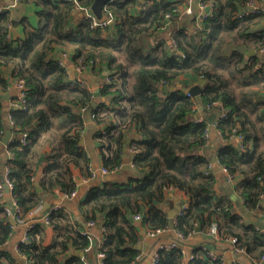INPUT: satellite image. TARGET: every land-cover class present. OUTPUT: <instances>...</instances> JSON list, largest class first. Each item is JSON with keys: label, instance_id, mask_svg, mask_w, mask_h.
Masks as SVG:
<instances>
[{"label": "trees", "instance_id": "trees-1", "mask_svg": "<svg viewBox=\"0 0 264 264\" xmlns=\"http://www.w3.org/2000/svg\"><path fill=\"white\" fill-rule=\"evenodd\" d=\"M17 1L34 3L39 19L33 25L23 18L25 36L13 41L11 12L0 11V86L11 85L2 73L10 67L12 78L23 80L26 89L24 107L9 112L15 137L6 146L1 140L9 125L0 95V199L8 180L17 205L15 215L28 217L42 205L44 195L56 189L68 196L75 193L78 184L70 170L72 164L80 166L87 178L95 172L90 156L79 144L86 128L82 109L91 107L95 92L89 85L70 80L57 58L60 51L84 71L99 68L105 72L99 92L109 102L100 103L92 113L103 167L113 174L120 172L127 133L133 126L138 133L130 144L133 159L127 180L93 186L81 203L86 223L103 220L104 240L94 245L95 253L104 254L98 264L140 261L143 252L137 245L144 237L132 217L141 213L148 231L169 229L171 218L159 204L170 188L189 197L182 213L172 218L175 234L178 231L188 238L198 227L208 234L216 223L217 236L236 238L235 247L243 249L253 264L263 263L264 230L248 223L231 202L215 196L216 173L209 158L200 153L210 140L211 126L205 119L196 121L193 114L199 103L207 113L221 107L226 117L215 124L218 134L224 139L234 133L244 135L245 149L226 145L219 150L218 161L235 178L237 173L244 175L239 187L245 208L258 211L264 198V109L252 117L237 99L227 71L254 63L255 57H246L248 49H264V9L255 8L253 0V4L251 0H202L212 7V13L193 33L186 28L176 30L170 44L159 38L152 43V38L167 22L181 16L183 0L142 4L139 0H113L105 16L114 22L104 28H93L89 17L72 22L76 8L90 6L93 0H77L78 4L72 0ZM260 72L253 68L250 75ZM188 75L207 81L199 99L182 90L164 91V85ZM51 132L56 133V139L49 141L54 148L36 185L35 153ZM22 133L29 135L26 145ZM136 171H140L138 175ZM11 219L5 205L0 206V264H18L5 248L15 229ZM49 220L56 232L51 244L44 243L47 224L43 220L19 243V254L27 258V264H87L93 239L82 232L84 223L74 221L63 208L49 211ZM71 250L85 251L86 257L69 253ZM157 253L156 264H240L206 256L203 249L194 251L191 260L179 244Z\"/></svg>", "mask_w": 264, "mask_h": 264}, {"label": "crops", "instance_id": "crops-1", "mask_svg": "<svg viewBox=\"0 0 264 264\" xmlns=\"http://www.w3.org/2000/svg\"><path fill=\"white\" fill-rule=\"evenodd\" d=\"M183 1L185 2V4L181 5V13H182L181 16L173 21H170L168 25L162 28L161 31L157 34V37L152 38V43H154V41L159 38L166 40L168 43L172 44L173 35L176 30L181 28H186L189 32L193 33V30L196 29L197 25L203 23L204 16L212 13V7L206 5L205 8H202L201 5L199 4V0H183ZM253 1L255 8L264 9V0H253ZM12 2L13 0H0V6L6 7L11 5ZM7 10H10L11 12L10 37L13 41H18L19 39L25 36V29L21 22L23 18H27L29 22L33 25L38 24V19H39L37 16L38 8L32 2L30 3L17 2L15 6ZM245 10H248L247 6ZM83 17L84 16L80 12L75 11L72 19L73 24H77L78 22H80V20ZM13 20L17 22L14 23ZM251 50H254L255 52L264 51V50L258 51L255 49H248L246 51V57L247 58L255 57L254 63L250 64L245 69H241L240 67H233L227 71V75L230 79L231 85L234 88L237 99L243 105V107L252 115V117H255L258 111L264 109V57L258 55L255 56L250 55L249 52ZM57 58L67 68L70 80H75L77 78L75 74L78 71L73 61H71L70 56H67V54L65 55L59 51L57 53ZM253 68L261 69V72L255 76L250 75V71L253 70ZM2 73L6 79L11 81V85L6 89H3L0 86V95L3 99V104L7 114L6 121L10 126L11 125L10 122L11 119L9 114V112L11 111L10 108L13 105H15L18 98L20 97L21 89L18 87V81L12 78L10 67H5L2 70ZM79 77L81 78L83 84L89 85V87L93 91L96 90L99 91L101 85L105 81L106 75L105 72L104 73L100 72L99 68H97V69H86L85 71L79 74ZM200 79L201 78L199 77H192L190 75L181 76L173 83H175L179 88H184V87L189 88L192 85L201 86L202 84L200 83ZM202 88H204V85L202 86ZM5 96L7 97V99L4 98ZM103 102H109V99L102 97L100 95L98 105ZM215 109L223 111L221 107ZM213 110L214 109L210 110V112L207 113L204 111V109L202 110L199 109L197 113L193 114V118L196 119L198 117L201 119H205L208 123V120L210 119V115H212ZM210 126H211L210 140L206 145V147L200 150V153L205 154L209 158L214 168L212 159L216 158V163L220 164L218 161L219 150L226 145L238 147L239 141L236 137L233 136L230 139H224L218 134L215 125H210ZM97 128L98 125L93 120L92 116L86 113V128L81 136L79 144L86 150V152L90 156L91 158L90 166L95 171L96 176L92 178H87V176L84 175L83 169L80 166L72 164L70 166V170L78 184V188L75 194L71 197L56 191L53 194L50 193L45 194L42 205L36 209L37 211L35 210V214L32 220V222L37 223L42 219V217L46 213L51 211L54 207H59V208H63L65 211L70 213L74 221H78L79 223H84V225L81 227L82 232L84 233L85 231H88L93 239V246L91 247L90 250H88L87 253V258H86L88 259L87 264H98V260H100V257L98 256L97 253H95L94 245L96 244V242H101L104 240V234L102 230L103 220L99 219L97 222H95L94 225L92 226L88 225V222L86 223L84 221L83 212L81 208V203L84 199H86L88 191L93 186L101 184L102 183L101 179L105 176L102 174L101 171L103 168V157L101 154V146L99 140L95 136ZM137 136L138 133L136 130V126H133V128L127 133L126 138L132 140L134 137ZM50 138H52V141H54L56 139V133L51 132L49 133V135H46L43 138V140H41V143L37 147V151L35 153V158H34L35 169H36L35 181H38L39 183L47 166V161H48L47 157H49V155L51 154L54 148L49 143ZM227 142H229V144H227ZM262 147H264V143H262ZM128 153H129V158H128L129 166L126 169L122 168L120 172L111 174L114 176V179L112 181L114 180L119 182L126 181L127 178L130 176V169L132 164L131 161L133 159V151L130 145H129ZM139 172L140 171L138 172L136 171L134 173L135 175H138ZM215 173H216V182L214 184L215 196L221 197L224 202H229V203L231 202L230 204L233 205L236 212L243 215L239 207L236 206L235 199H239L242 205L245 207L244 201L240 195L241 188L239 187V185L244 179V175L237 173L235 181L229 182L227 178V174L224 172L223 167L220 173L218 172ZM38 188H40V186ZM9 201H12V195L10 189L8 192L6 191L3 192L0 199V206L12 205V203ZM188 203H189V197L187 194H185L183 191L177 188H170L165 192L163 201L159 205L168 214L170 210H173L176 207L178 208L180 207L179 211H181L188 205ZM46 205H49L47 209H45ZM247 211L252 215H258L259 218H264V212H258L256 210L255 211L247 210ZM243 216L248 223H253L258 228H261L250 218H247L245 215ZM132 218L134 224H136V226L139 228L140 233L144 237L143 241L137 245V248L143 252L141 259L137 264H150L153 255L158 251L159 247L164 244H169L173 241H176L179 245L185 248L186 258H189L191 254L194 255V251L196 250L203 249L204 251V249H207L208 251H211V253H213L215 256H221L227 263H231L233 261H238L241 264L254 263L249 255L245 253H237L235 251L236 250L235 245L231 242V240L228 237L221 238L219 235L211 236L204 233L201 230L200 233L195 232L191 236H189L186 240L180 241L177 238L175 232L173 231L174 229L171 228H169L168 231L164 232L159 236L151 237L148 235V230L145 228L143 221L135 220L134 216ZM171 221L173 222L172 219ZM14 226L15 229L12 234V237L6 243L5 248L13 255H15L18 264H27L28 263L27 258L21 256L18 251L19 243L25 240L26 226L19 223H16ZM55 235L56 232L53 226L46 225L45 237H44L45 245L51 244L55 239ZM182 242L185 244H182ZM261 264H264V262Z\"/></svg>", "mask_w": 264, "mask_h": 264}, {"label": "built area", "instance_id": "built-area-1", "mask_svg": "<svg viewBox=\"0 0 264 264\" xmlns=\"http://www.w3.org/2000/svg\"><path fill=\"white\" fill-rule=\"evenodd\" d=\"M72 1H75L77 4H78V2H77V0H72ZM148 0H144V3L145 2H147ZM17 0H13V2H12V4L11 5H9V6H6V7H3V6H0V11H2V10H7V9H11L13 6H15L16 4H17ZM250 4H253V1L251 0L250 2H249ZM199 4L201 5V7L202 8H205L206 7V3L205 2H203L202 0H199ZM90 6H78L77 8H76V11H80V12H84V11H87V9L89 8ZM107 9V6L105 7V10ZM256 10V9H255ZM111 15V14H110ZM206 16V15H205ZM205 16H204V18H205ZM89 18H92V17H89ZM203 18V19H204ZM114 22V20H113V18L112 17H106V19L105 20H103V21H99V20H97V19H95V18H92V23H91V26L93 27V28H96V27H101V28H104L107 24H111V23H113ZM170 22V21H169ZM169 22H167V24L166 25H168L169 24ZM264 50V49H263ZM77 71H78V73L80 74V73H82L84 70H83V67H77ZM75 83H82V80H81V78L78 76L76 79H75ZM18 87L21 89V94H20V97L18 98V100H17V102L15 103V105H17L18 107H19V109H21V108H23L24 107V103H25V101H26V89H25V84H24V81L23 80H19L18 81ZM188 95H190V94H188ZM191 96V95H190ZM218 105H220V103L219 104H217L216 106H218ZM83 111H85V112H87V110H86V108H83L82 109ZM199 110V105H197V106H195V112H194V114L195 113H197V111ZM92 116H93V114H92ZM222 117H226V114L224 113V111H223V113H222V115H220L219 116V118H222ZM218 118V119H219ZM195 119V118H194ZM196 121H201L202 119L201 118H196L195 119ZM13 124V122L11 121V125ZM22 142H23V144L24 145H26V144H28V137H29V135H28V133H22ZM233 137H236L237 139H238V141H239V144H238V146H239V148L240 149H245V147H246V144H245V137H244V135L242 134V133H234V136ZM132 151H133V149H132ZM223 170H224V172L227 174V178H228V181L229 182H233V181H235V176L233 175V174H231L230 173V171L226 168V167H223ZM102 174L103 175H111V174H113V173H111V172H109L106 168H102ZM6 175L8 174V170L6 171V173H5ZM96 176V173L94 172V174H93V177H95ZM6 178V177H5ZM7 180V179H6ZM6 183L8 184V186H9V189H10V191H11V189H12V184L11 183H9V181L7 180L6 181ZM56 192H59V189H56ZM75 193H73L71 196H73ZM68 196V195H67ZM70 196V197H71ZM12 201H13V199H12ZM17 208V205H16V203L13 201L12 202V205H7V206H5V210H6V212L9 214V215H11L12 216V218H14V219H16L15 221L16 222H18L19 224H23V225H25L26 226V233H25V240L27 239V232L28 231H31L33 228H34V225L36 224L35 222H32V220H33V216H34V214H35V210L33 211V212H31V213H29V215H28V217H17V215H15V209ZM59 207H54L52 210H56V209H58ZM37 211V210H36ZM182 211H183V209L181 210V211H179V213L178 214H181L182 213ZM264 212V211H263ZM134 219L135 220H137V221H141L142 219H143V215L141 214V213H137V214H135L134 215ZM41 220H43L47 225H49L50 224V220H49V212L48 213H46L43 217H42V219ZM95 224V222L94 221H91V222H89L88 223V225H90V226H92V225H94ZM169 229H166V228H160V229H154V230H150V231H148V235L149 236H151V237H156V236H159V235H161V234H163L164 232H166V231H168ZM85 234H88L89 232L88 231H85L84 232ZM218 234V229H217V224L215 223V224H213L212 225V227L210 228V230L208 231V235H211V236H215V235H217ZM176 236L179 238V240L181 241H184V240H186L187 238H184V236L180 233V232H176ZM230 240H231V242L234 244V245H236V243H237V239L236 238H229ZM178 245V243L176 242V241H173V242H171V243H169V244H164V245H161L160 247H159V249H166V250H169V249H173L174 247H176ZM236 248V247H235ZM237 253H241V252H243L244 253V251H243V249H239V248H236V250H235ZM203 254H205L206 256H209V257H212V258H215V257H217V256H215L213 253H211V251H208L207 249H204V253ZM98 256L100 257V261L104 258V254L103 253H101V252H99L98 253ZM158 253L156 252L154 255H153V258H152V261L150 262V264H156V262H157V260H158ZM195 258V255H192L191 254V256L189 257V259H194ZM261 262H264V257H262L261 258ZM240 263V262H239ZM241 264V263H240Z\"/></svg>", "mask_w": 264, "mask_h": 264}, {"label": "water", "instance_id": "water-1", "mask_svg": "<svg viewBox=\"0 0 264 264\" xmlns=\"http://www.w3.org/2000/svg\"><path fill=\"white\" fill-rule=\"evenodd\" d=\"M113 0H93L90 7L87 9V11L84 12H80V11H76V12H80L84 17H92L95 18L99 21H103L106 19L105 16V7L108 5V3L112 2ZM139 2L142 4L144 3V0H139ZM195 5V4H194ZM192 5V6H194ZM14 23H16L17 21L13 20ZM250 55L255 56H261L264 57V51L263 52H255L254 50H251ZM76 77L79 76V73L77 72L75 74ZM206 79L201 78L200 79V83L202 84L201 86L199 85H192L189 88H179L175 83H171V84H167L163 86V89L165 92H173L175 90H182L183 92L190 94L191 96L199 99L201 93H202V86L205 85L206 83ZM95 92V98L91 104V107L87 110V114L92 116V113L94 111V109L98 106L99 103V97H100V92L98 90L94 91ZM4 98L7 99V97L5 96ZM219 108V107H217ZM19 107L17 105H13L10 110H18ZM199 109L202 110L203 109V105L201 103H199ZM223 111L222 110H218V109H214L212 115H210V119L208 120V123L210 125H215L217 122V119L219 118L220 115H222ZM15 137V134L12 132L11 127L7 126V129L5 131V134L3 136V139L1 140V144L6 146L10 143V141ZM82 143V142H81ZM125 154H124V163L122 165L123 169H126L129 166V145L131 144V139L126 138L125 139ZM227 144H229V142H227ZM212 162L214 164V171L220 173L222 170V166L218 163H216V158L212 159ZM2 177V175L0 176ZM114 179L113 175H106L104 176L101 181L106 182V181H112ZM35 184H39L38 181H35ZM4 191L8 192L9 191V186L6 182H4ZM38 191H41V188H38ZM12 203V201H9ZM235 204L237 207H239L241 213L243 215H245L247 218H250L253 222H255L259 227L264 229V218H259L258 215H252L251 213H249L247 211V209L242 205L241 201L239 199H235ZM49 207V205H46L45 209H47ZM180 208V207H179ZM179 208L176 207L173 210H170L168 212L169 217L172 219L174 218L178 212H179ZM264 211V198L261 201V204L259 206V210L258 212H263ZM41 215V213H40ZM12 223L15 225L16 221L14 218L11 219ZM174 223L171 221L170 222V228L174 229ZM196 233H200L201 232V228L198 227L195 231ZM182 244H185L182 242ZM69 253L75 254L81 258L85 257V251H80V250H71Z\"/></svg>", "mask_w": 264, "mask_h": 264}, {"label": "clouds", "instance_id": "clouds-1", "mask_svg": "<svg viewBox=\"0 0 264 264\" xmlns=\"http://www.w3.org/2000/svg\"><path fill=\"white\" fill-rule=\"evenodd\" d=\"M112 24V23H111Z\"/></svg>", "mask_w": 264, "mask_h": 264}]
</instances>
